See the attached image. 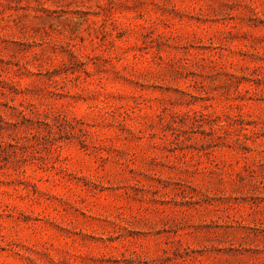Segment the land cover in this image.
I'll return each mask as SVG.
<instances>
[{
  "label": "rangeland",
  "instance_id": "374dc122",
  "mask_svg": "<svg viewBox=\"0 0 264 264\" xmlns=\"http://www.w3.org/2000/svg\"><path fill=\"white\" fill-rule=\"evenodd\" d=\"M0 264H264V0H0Z\"/></svg>",
  "mask_w": 264,
  "mask_h": 264
}]
</instances>
